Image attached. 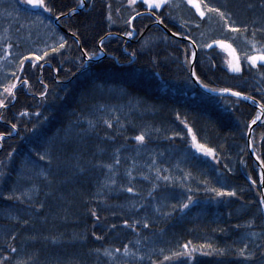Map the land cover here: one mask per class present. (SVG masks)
<instances>
[{"label": "trees", "instance_id": "obj_1", "mask_svg": "<svg viewBox=\"0 0 264 264\" xmlns=\"http://www.w3.org/2000/svg\"><path fill=\"white\" fill-rule=\"evenodd\" d=\"M205 2L226 4L237 26L261 15L260 0ZM87 3L91 6L61 17L58 26L53 22L55 16L42 12L44 23L40 24L31 14L34 10L20 0H0V83L11 79L9 74L17 70L21 56L40 54L58 36L71 45L61 50L63 55L26 61L24 70L17 72L21 82L15 98L0 109V133L5 134L0 140V259L7 258L5 264H152L153 260L158 264H250L237 249L243 246L242 240L260 243L259 238L247 233L259 234L264 226L259 207V169L246 144V125L257 108L243 99L209 95L196 87L183 64L189 43L168 36L147 14L134 22L135 35L125 38L124 33L131 29L124 21L135 14L127 8V0ZM109 3L112 22L107 19ZM250 3L256 7L249 8ZM51 4L58 14L69 12L76 0H51ZM134 7L146 12L142 3ZM161 15L172 32L190 36L198 43L223 39L242 58V73H232L225 64V51L217 47L197 50L196 67L205 83L215 88L231 87L261 99L257 91L264 89L261 75L243 60L245 54H252L245 36L229 32L215 15L201 20L187 4L164 8ZM185 21L186 26L181 27ZM48 25L55 28V33ZM73 31L89 52L101 47L99 39L104 36V56L85 61L74 43ZM107 33L112 35L105 36ZM250 34L251 30L246 36ZM213 61L215 68L209 67ZM25 78L29 80L27 87L22 83ZM41 80L48 85L46 99L40 96L44 91ZM24 111L29 115L20 116ZM36 112L41 115H34ZM177 113L186 118L198 143L213 148L215 159L196 151L188 129L176 119ZM89 120L95 127H89ZM103 120H110L114 127L107 128ZM12 123L17 124L16 130H12ZM141 132L147 137L145 145L134 140ZM50 139H58L67 147L54 153L56 159L47 166L38 160V152ZM251 140L252 149L264 159V124L260 121L253 126ZM8 152H13L12 157H7ZM117 154L121 158L116 169L117 185L97 195L98 182L107 170L93 165L111 163ZM153 158L157 166L168 169L160 172L169 176L168 181L155 180V171L148 168ZM76 162L84 172L74 167ZM129 168L143 198L119 190L120 184L127 185L125 173ZM40 171L51 172V184L37 174ZM189 173L191 178L184 179ZM141 174L149 179L144 180ZM249 176L257 181L255 186ZM153 182L158 187L149 196ZM33 188L36 191L31 200L27 196L22 197L23 202L5 199ZM207 188L236 191L237 196L218 197ZM189 195L192 204L180 210V203ZM132 203H136L135 208ZM91 209L98 212L99 220L90 215ZM165 212L170 215H162ZM126 219L146 220L150 226L145 229L141 223L133 232L123 226ZM249 221L253 227H243ZM112 224L117 225L115 230ZM95 236L103 238L97 240ZM137 239L139 245L135 244ZM188 242L189 250L194 247L195 252L173 256L183 252L182 245ZM125 243L135 256L123 255ZM201 245H212L224 254L204 255L210 250L201 249ZM10 246L17 251L12 252ZM115 248H121V252L112 257L103 255L104 249L114 252ZM165 255L170 260L165 261Z\"/></svg>", "mask_w": 264, "mask_h": 264}, {"label": "snow or ice", "instance_id": "obj_2", "mask_svg": "<svg viewBox=\"0 0 264 264\" xmlns=\"http://www.w3.org/2000/svg\"><path fill=\"white\" fill-rule=\"evenodd\" d=\"M21 4L26 5L27 7H30L34 11L31 13L32 15L36 16L37 21L40 24L44 23V17L41 15L42 13H47L49 16H55V19L57 21H60L61 17L68 16L75 14L77 9H84L86 7H89L87 3V0H76V6L71 8L69 12H60L56 13L54 10V7L51 4V0H20ZM138 0H127V8L131 10V12H134L135 15H129V17L124 21L127 28L131 29L130 31H126L124 33L125 36L131 37L133 35V32L135 31L134 22L137 18L141 17L144 14H147L148 16L153 18V22L157 25L165 24L162 15L161 10L164 8H179L182 4H187L191 8L195 9V14L200 17L201 20H204L206 18H209L212 15H215L219 17L221 21L224 22V27L232 33L240 34L241 36H245V38L249 41L251 44L252 54H245L243 57V60L247 62V64L250 66V69H255L257 73L261 75V83H264V0H260L259 3V10L261 12L260 17H258L256 20H253L251 22H238L233 19V15L227 11V5H218V4H212L209 2H205V0H142V5L146 6V13H142L140 11H137L134 7L137 5ZM106 7L109 10V14L107 15V19L109 22L113 21V16L111 14L112 5L109 3L106 5ZM249 8L256 7L254 4L250 3L248 5ZM117 13H119V9L116 10ZM187 24V21L182 23L180 26L185 27ZM23 27V25H21ZM48 27L51 28V25H48ZM167 27V25H165ZM196 27L199 28L200 25L197 23ZM249 30H251L250 37L246 36L247 33H249ZM51 31L55 33V28H51ZM171 31V29H169ZM71 35L75 38L74 43L76 46L80 49L82 55L84 57H87L88 60H92L96 55H98V52H102L103 49V43H104V36H101L99 39V44L101 47L97 50L94 49L91 52L86 51L81 46V39L80 36L76 31H73ZM107 35H112L111 33H107ZM182 35L178 32H172V36ZM185 40H189L190 44L189 47L185 49L184 51V60L183 64L188 68L189 70V77L192 81H194L196 84H198L201 88L205 89L207 92H219L223 97L225 96H231L237 98V101L243 99L247 101H251L254 103L259 109L257 114L251 119V122L246 125L249 134L252 131L253 125L257 124L258 121H260L262 124H264V120H262V116H264V89L258 88L257 91L261 92V99H256V97L245 94L242 91L234 90L231 87H222V88H215L210 87L209 84L205 83L204 80L201 78V76L198 74L197 67H196V57H197V50L199 49H213L214 47H217L223 51H226L228 55L231 57L230 60H227V66L228 70L232 73H242L243 67H242V58L237 55V51L235 48H233L232 44L226 43L223 39H213L211 42H204V43H198L197 40L191 38L190 36H183ZM66 45L68 47H71V45L68 44V41L61 35L58 36L57 39L53 42L52 45H45V48L40 50V54H33L29 53V55L21 56L18 60V68L16 71L11 72L9 75L11 79L8 80L7 83H0V109L6 108L7 103L9 99H14L16 96L15 89L17 88V84L21 82V76L17 74V72H22L24 70L25 62L26 61H41L44 60L46 57H49L52 54H60L63 55V52L61 50L65 49ZM8 48H11L12 45L9 44L7 46ZM127 51V49H125ZM7 54V53H6ZM133 55H135V52H133ZM79 59V58H77ZM211 60V58H210ZM155 63V61H154ZM83 64L81 63V67ZM40 67H43V65H40ZM209 67L215 68L216 64L213 62H210ZM22 83L24 86H29V80L23 79ZM40 83L44 87V91L40 93L41 98L46 99L48 94V85L44 83L43 80L40 81ZM226 103H232V101L226 100ZM29 115L28 112L24 111L20 113V116H27ZM36 116H40L41 114L39 112L34 113ZM176 119L180 121L181 124L184 125L185 128L188 129V134L192 138V146L196 149L197 152L202 153L205 156L216 158V154L211 147H207L204 144L198 143L197 138L195 135H193L192 128L188 127V123L186 118L182 119L180 114L177 113ZM117 122H119L117 120ZM103 123L107 126V128L111 129L114 127V124L110 120H103ZM88 125L90 128L95 127V124L92 120L88 121ZM12 130H16L17 124L12 123L11 124ZM7 135H11V132H8ZM5 134L0 133V140L4 139ZM134 140L137 142L138 145H145L147 137L144 132H141L140 134L136 135L134 137ZM248 146H252L254 144L253 140H249ZM67 145L63 142L59 141L58 139H50V142H48L42 152H38V160L46 162L47 166H51L56 159V156L54 153H57L60 151L61 148H66ZM119 150H117V153ZM13 152H8L7 157H12ZM160 155H163L161 153ZM252 155L256 157V160L259 162L258 167L260 169V178H259V184L264 187V159H261L260 156L256 154V151H252ZM241 163H243V160H241ZM121 164V158L119 155H115L114 160L111 163H102L97 162L93 167L95 168H101L106 169L107 171L104 172V179L98 182V193L99 195L103 190L108 189L109 191L112 190L113 185H117V166ZM74 167L79 168L81 172L85 171V168L79 163L76 162L74 164ZM134 167V165H133ZM225 168H228V165H224ZM148 168L150 171H155V180H163L168 181L170 178L167 175L161 176L160 172L164 171L167 172V168H161L157 166V160L153 158L151 160V164L148 165ZM229 171L231 169L229 168ZM38 175H44L45 181L49 184H51V181L48 180V177L51 175V172H48L47 174L44 171H40L37 173ZM125 175L128 178L127 185L120 184L119 190L121 192H127L129 194H132V196H139L143 198V193L137 191L135 185L133 184V175H132V168L127 169ZM142 178L144 180H148L149 176L141 174ZM184 179L191 178V174H187L183 177ZM248 179L251 181L252 185L255 186L257 181L252 178V176H249ZM207 184V181L204 182ZM158 187V185L153 182L152 188L149 190L148 195L151 196L152 193L155 191V189ZM206 190L214 192L216 196L218 197H236L237 192L236 191H226L222 188H207ZM36 190L33 188L29 191L21 193V195H9L6 196L5 199L8 200H18L23 202L22 197L27 196L29 200L32 199V193ZM188 191H192L189 189ZM193 202V197L191 195L187 196L186 202H182L179 205L180 210L188 209L190 205ZM132 208L136 207V203L131 204ZM173 208H176V205H172ZM259 207L260 209H264V195H261V198L259 200ZM40 208H43V204H40ZM141 211L143 210V206H141ZM39 211V209H37ZM159 212L160 209H157ZM90 215L97 220L100 219L98 212L95 209L90 210ZM164 216L170 215V213H162ZM23 223L25 225L28 224L27 220H24ZM142 223L143 228L148 229L149 228V222L141 221L139 219L136 220H124L123 226L126 228H130L133 232H137L138 228L137 226ZM237 227H241L240 225H237ZM243 227L251 229L253 227V223L249 221L246 225H243ZM111 228L115 230L117 228L116 224H112ZM95 235V233H93ZM247 235H250L254 238H259L260 243H256L255 239L249 241V240H242V247L237 249V254L245 261L250 262V264H264V226H262L261 233L256 232H249ZM97 240L102 239L101 236H95ZM131 243V242H129ZM191 242H188L184 245H182V248L184 249L183 252H175L173 253V256H181V255H191V252H195L197 249L192 248L189 250V244ZM136 245L140 244V240L137 239L135 241ZM201 249L207 248L210 251H205L202 254L204 255H211L212 252H216L217 254H224V250L214 249L212 245H201ZM10 250L12 252H16L17 249L10 246ZM97 252H100L99 249L96 250ZM121 248H115L114 252L109 251L108 249L103 250V255L107 257L114 256L115 253H120ZM161 252H163V249H161ZM123 255L125 257L128 256H135L136 253L133 252L129 248V244L125 243L123 245ZM142 259V257H139ZM7 258L0 259V264H5ZM164 260L168 261L170 260V257L165 255ZM17 264H21V262H17ZM124 264H127V261H124ZM152 264H158V261L153 260Z\"/></svg>", "mask_w": 264, "mask_h": 264}, {"label": "water", "instance_id": "obj_3", "mask_svg": "<svg viewBox=\"0 0 264 264\" xmlns=\"http://www.w3.org/2000/svg\"><path fill=\"white\" fill-rule=\"evenodd\" d=\"M79 10H80V9L78 8L77 11H79ZM142 13H146V12H142ZM134 15H135V14H134ZM53 22H54L55 25H58V26H59L58 21L55 19V17H54V19H53ZM154 24H155V23H154ZM156 25H157V24H156ZM158 26H159V27L164 31V33H166L168 36L173 37V38H175V39L182 40V41H186V42H188V43L190 44V41H189V40H185V39L183 38V36H180V35L172 36V31H169V29H168L167 27H165L164 24H162V25H158ZM61 29H62L64 32H67V33H68V31L65 30L64 28L61 27ZM105 36H108V35L106 34ZM83 57H84V56H83ZM84 59H85V61H90V60L87 59V57H84ZM96 59H98V57H97V58H93L92 60H96ZM192 82H193V84H194L196 87H198V88H199L201 91H203L204 93H207V94H209V95H213V96H221V94H220L219 92H207V91H205V89L201 88V87H200L198 84H196L194 81H192ZM244 101H246L247 103L252 104L254 107H256V105H255L254 103H252L251 101H247V100H244ZM256 108H257V107H256ZM257 111H259V109H257ZM253 126H254V125H253ZM252 129H253V127H252ZM251 136H252V131H251V133L249 134V132H248V130H247V133H246V144H247V147H248V150H249V153H250L251 157L254 159V162L256 163V165H257V167H258V163H259V162L256 160V157L252 155V151H253L252 146H248V143H247L249 140H251ZM258 169H259V167H258ZM259 178H260V169H259ZM259 188H260L261 195H264V187H262V186L259 184ZM262 214H263V219H264V209H262Z\"/></svg>", "mask_w": 264, "mask_h": 264}, {"label": "rangeland", "instance_id": "obj_4", "mask_svg": "<svg viewBox=\"0 0 264 264\" xmlns=\"http://www.w3.org/2000/svg\"><path fill=\"white\" fill-rule=\"evenodd\" d=\"M138 3H142V0H138ZM143 7H146V6H144L143 5ZM135 35V33L133 32V35L132 36H134ZM131 36V37H132ZM128 37V36H127ZM131 37H128V39H130ZM125 38H126V36H125ZM102 56H104V53L103 52H100L98 55H96L94 58H97L98 57V59L99 58H101ZM231 59V57L228 55V53L225 51V64H226V66H227V63H226V61L227 60H230ZM97 60V59H96ZM228 67V66H227ZM258 112V111H257ZM262 118H263V116H262Z\"/></svg>", "mask_w": 264, "mask_h": 264}, {"label": "bare ground", "instance_id": "obj_5", "mask_svg": "<svg viewBox=\"0 0 264 264\" xmlns=\"http://www.w3.org/2000/svg\"><path fill=\"white\" fill-rule=\"evenodd\" d=\"M263 222H264V219H263Z\"/></svg>", "mask_w": 264, "mask_h": 264}]
</instances>
